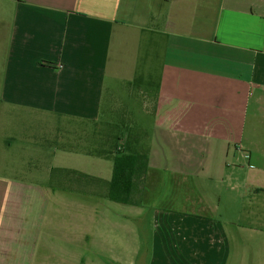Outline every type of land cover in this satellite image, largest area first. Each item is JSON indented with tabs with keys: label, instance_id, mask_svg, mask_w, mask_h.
Segmentation results:
<instances>
[{
	"label": "crops",
	"instance_id": "obj_1",
	"mask_svg": "<svg viewBox=\"0 0 264 264\" xmlns=\"http://www.w3.org/2000/svg\"><path fill=\"white\" fill-rule=\"evenodd\" d=\"M145 72L155 93L142 205L51 187L55 169L111 180L113 160L84 152L95 141L71 137V123H98L110 83L129 87ZM263 88L264 0H0V145L9 153L51 141L112 163L110 178L50 166L46 189L0 178V264H51L42 248L60 211L71 213L63 232L82 246L73 264H229L234 223H222L204 203L152 214L150 202L156 187L178 195L191 186L210 148L227 156L240 145L253 91ZM28 115L55 119L53 135L28 137ZM64 125L70 136L61 144L55 137ZM219 168L229 176L225 162Z\"/></svg>",
	"mask_w": 264,
	"mask_h": 264
},
{
	"label": "rangeland",
	"instance_id": "obj_2",
	"mask_svg": "<svg viewBox=\"0 0 264 264\" xmlns=\"http://www.w3.org/2000/svg\"><path fill=\"white\" fill-rule=\"evenodd\" d=\"M156 69V68H155ZM156 78L157 73L151 72ZM139 79L144 84L121 86L120 84H112L113 93L109 95L101 118L97 124L83 125L81 123H71L73 131L69 133L71 137L76 134L90 135L96 131L103 130L106 124H119L125 130L132 131L134 136L139 137L141 145L148 147V130L153 123V99L155 86H148V78L145 73L139 75ZM153 84V83H152ZM152 89V91H151ZM150 112V114H148ZM52 117H32L28 115L26 134H36V138L49 137L57 125ZM61 126L55 137L57 142L61 144L66 142V137L70 134L67 132L68 127ZM62 130V131H61ZM128 130L126 132H128ZM127 134V133H126ZM0 135H5L4 121L0 116ZM60 135L61 138L58 136ZM24 135L22 134V137ZM51 140V138H50ZM26 146L22 149H15L7 153L3 145H0V178L7 181L18 183L26 188L38 187L46 189L49 186L50 166L68 167L82 170L91 174L100 173L111 177L112 163L94 157H88L83 154L65 153L58 147L57 143L50 141L47 147L36 148L31 146L30 141L25 142ZM52 145V146H51ZM60 146V145H59ZM81 146H86L83 144ZM214 150V154L205 153L202 158L209 157L207 162L198 167V172H202L197 177L190 178L188 186L185 190L179 192L178 195L173 192L169 193L164 188L156 187L154 189L153 198L150 202L152 214L155 209H166L171 206H181L203 204L213 209L210 213L214 215L222 223H234V238L231 245V259L229 264H264V191H259L258 187H264V88L254 90L252 96V104L247 115V121L244 128V137L240 145L231 146L227 156L220 148H210ZM56 153L57 155H55ZM225 162L227 164L226 175L228 177H220V168ZM211 166L209 174H206L208 167ZM259 179L260 182L255 183L254 180ZM253 182L250 183V181ZM62 184L71 187V177L64 179ZM143 186V182L141 184ZM143 188V189H144ZM142 189V190H143ZM182 193V194H181ZM65 197V196H63ZM81 200L82 197L66 196L71 199ZM140 195L136 196L139 199ZM55 199L48 196L50 206H55ZM202 201H201V200ZM184 200V201H183ZM200 202V203H199ZM116 206L117 204L109 202ZM128 216L136 217V210H128L124 212ZM56 218L57 226L51 234L49 244H44L42 248L43 254L48 256V263L51 264H73L71 262V254H81L82 246L74 244L71 239L63 232V228L67 229L63 223L64 218H71L69 211H60ZM48 235V232H47ZM46 240L47 238L44 237Z\"/></svg>",
	"mask_w": 264,
	"mask_h": 264
},
{
	"label": "trees",
	"instance_id": "obj_3",
	"mask_svg": "<svg viewBox=\"0 0 264 264\" xmlns=\"http://www.w3.org/2000/svg\"><path fill=\"white\" fill-rule=\"evenodd\" d=\"M133 85H143L144 81L135 80ZM148 86H155L148 84ZM97 124V123H96ZM128 130V129H127ZM119 124H106L103 130L93 134L95 141L91 149L84 152L98 157L113 160V175L110 181H104L71 170L55 169L51 179V187L67 190L70 186L62 184L61 177H71V190L92 189L93 194L104 197L111 202L141 206L143 203L144 187L149 169V146L141 145L139 137L132 131L126 132ZM127 133V134H126ZM62 173H66L63 175ZM63 181V182H60ZM143 189V190H142ZM140 195L139 199L136 196Z\"/></svg>",
	"mask_w": 264,
	"mask_h": 264
}]
</instances>
